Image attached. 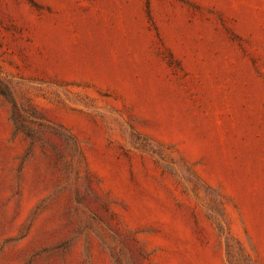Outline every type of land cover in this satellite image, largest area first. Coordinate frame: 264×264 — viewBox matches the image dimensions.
Instances as JSON below:
<instances>
[{
  "label": "rangeland",
  "instance_id": "rangeland-1",
  "mask_svg": "<svg viewBox=\"0 0 264 264\" xmlns=\"http://www.w3.org/2000/svg\"><path fill=\"white\" fill-rule=\"evenodd\" d=\"M0 264H264V0H0Z\"/></svg>",
  "mask_w": 264,
  "mask_h": 264
}]
</instances>
